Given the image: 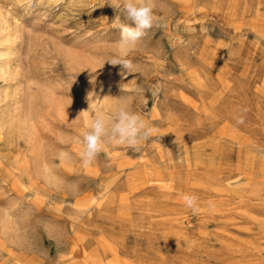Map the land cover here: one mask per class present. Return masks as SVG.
Wrapping results in <instances>:
<instances>
[{"label":"rangeland","instance_id":"1","mask_svg":"<svg viewBox=\"0 0 264 264\" xmlns=\"http://www.w3.org/2000/svg\"><path fill=\"white\" fill-rule=\"evenodd\" d=\"M0 9V264H264V0H156L126 76L106 62L129 23L118 0ZM95 91L157 132L84 167L80 102Z\"/></svg>","mask_w":264,"mask_h":264},{"label":"clouds","instance_id":"2","mask_svg":"<svg viewBox=\"0 0 264 264\" xmlns=\"http://www.w3.org/2000/svg\"><path fill=\"white\" fill-rule=\"evenodd\" d=\"M118 3L129 23H120L117 19L116 26L121 33L119 44L122 52L106 62L113 66H121V75L126 76L139 73L138 65L128 58V54L146 35L147 30L159 23L160 18L155 15L156 0H118ZM100 100L95 93H89L87 96L89 107L81 111V113L92 111L91 119H86V128L80 141L83 144L80 156L84 167L90 166L106 145L138 148L142 142L152 139L157 132V129L137 114L125 99L117 98L110 113L101 109ZM246 112L247 108H241V114L234 117L237 125L245 122ZM67 187L74 194L76 186L70 184ZM180 199L185 208L191 210L193 214H199L201 207L198 196L184 193ZM209 207H214L211 202Z\"/></svg>","mask_w":264,"mask_h":264},{"label":"bare ground","instance_id":"3","mask_svg":"<svg viewBox=\"0 0 264 264\" xmlns=\"http://www.w3.org/2000/svg\"><path fill=\"white\" fill-rule=\"evenodd\" d=\"M0 23H1V25H0V30H3V31H6V30H4V29H6L7 28V21H6V19L4 18V16H3V14H2V12H1V9H0ZM5 27V28H4ZM8 30V29H7ZM2 33V32H1ZM3 37V39L4 40H6V39H8V37H9V34H8V31H6V32H4V35L2 36ZM13 43V42H12ZM6 49H7V46H6ZM4 51H7V50H4ZM5 53V52H4ZM6 54V53H5ZM4 54V55H5ZM65 54V53H64ZM67 56L68 57H70V62H74V59L75 58H73L72 57V55H70L69 54V52L67 51ZM8 55V54H7ZM2 56V55H1ZM66 59V58H65ZM72 60V61H71ZM75 62H76V59H75ZM74 62V63H75ZM76 63H78V62H76ZM9 66H10V58L9 57H7V56H5L4 58H2V59H0V77H8L9 75H8V72H9ZM26 68V67H25ZM8 75V76H7ZM5 77V78H6ZM27 88V87H26ZM40 88V87H39ZM52 88V87H51ZM28 89V88H27ZM42 90V89H41ZM26 91H28V90H26ZM29 92V91H28ZM44 92H45V90H44ZM26 93V92H25ZM92 93H95L96 94V96L97 97H99L101 100L99 101V105L101 106V104L102 103H104L103 101L105 100V96H104V93H102L101 91H95V92H92ZM27 94V93H26ZM29 94V93H28ZM46 95H47V92H46ZM89 95V94H88ZM1 96V95H0ZM31 96V95H30ZM46 97V96H45ZM107 97H109V96H107ZM35 98V97H34ZM1 99V98H0ZM47 99H48V101H49V103L51 104L52 103V101H51V97L49 96V97H47ZM47 99H45V100H47ZM31 102V101H30ZM26 104V103H25ZM32 104V103H31ZM103 105V104H102ZM88 107H89V104H88V101H87V97L86 98H84L81 102H80V111H83V110H87L88 109ZM26 108V107H25ZM106 108V107H105ZM22 110V109H21ZM24 111V110H23ZM22 111V112H23ZM32 113V112H31ZM24 116H22V117H26V118H29L28 117V112L27 111H24ZM82 117H83V119L84 120H82V121H85L86 122V119H91V117H92V111H89L88 113H82ZM28 120V119H27ZM28 131V130H27ZM29 133V132H28ZM27 133V134H28ZM41 158V157H40ZM8 224V223H7Z\"/></svg>","mask_w":264,"mask_h":264}]
</instances>
